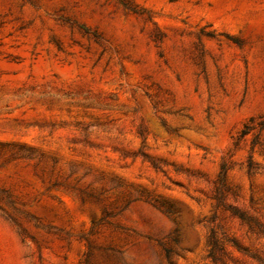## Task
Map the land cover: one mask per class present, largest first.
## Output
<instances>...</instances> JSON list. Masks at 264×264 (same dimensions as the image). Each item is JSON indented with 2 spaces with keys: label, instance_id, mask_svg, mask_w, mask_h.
<instances>
[{
  "label": "rangeland",
  "instance_id": "obj_1",
  "mask_svg": "<svg viewBox=\"0 0 264 264\" xmlns=\"http://www.w3.org/2000/svg\"><path fill=\"white\" fill-rule=\"evenodd\" d=\"M263 121L264 0H0V264H264Z\"/></svg>",
  "mask_w": 264,
  "mask_h": 264
},
{
  "label": "trees",
  "instance_id": "obj_2",
  "mask_svg": "<svg viewBox=\"0 0 264 264\" xmlns=\"http://www.w3.org/2000/svg\"><path fill=\"white\" fill-rule=\"evenodd\" d=\"M261 125L264 126V121L261 122ZM248 130V125H244L243 129L241 130V134H245ZM220 178L223 179V171H221Z\"/></svg>",
  "mask_w": 264,
  "mask_h": 264
}]
</instances>
